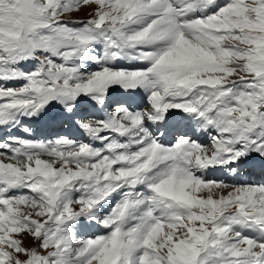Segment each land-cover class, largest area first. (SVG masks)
Here are the masks:
<instances>
[{"label": "snow or ice", "instance_id": "6c2138e0", "mask_svg": "<svg viewBox=\"0 0 264 264\" xmlns=\"http://www.w3.org/2000/svg\"><path fill=\"white\" fill-rule=\"evenodd\" d=\"M0 129V264H264V0H0Z\"/></svg>", "mask_w": 264, "mask_h": 264}, {"label": "rangeland", "instance_id": "374dc122", "mask_svg": "<svg viewBox=\"0 0 264 264\" xmlns=\"http://www.w3.org/2000/svg\"><path fill=\"white\" fill-rule=\"evenodd\" d=\"M92 11V9L88 7H83L80 11L75 12L71 14L70 19L74 21H81V20H86L89 18V12ZM33 241L31 238H26L25 239V246L31 247L33 246Z\"/></svg>", "mask_w": 264, "mask_h": 264}]
</instances>
